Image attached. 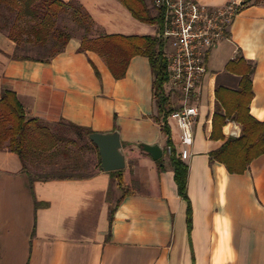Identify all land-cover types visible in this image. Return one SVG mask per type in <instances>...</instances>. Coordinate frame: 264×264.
Here are the masks:
<instances>
[{
  "label": "crops",
  "instance_id": "crops-1",
  "mask_svg": "<svg viewBox=\"0 0 264 264\" xmlns=\"http://www.w3.org/2000/svg\"><path fill=\"white\" fill-rule=\"evenodd\" d=\"M78 1L105 34L157 33L119 0ZM228 34L209 50L192 154L184 160L176 122L156 120L147 57L134 56L116 79L97 53L79 50L77 36L49 61H38L17 57L16 43L0 29V98L5 89L14 91L26 115L46 124L118 131L124 182L132 189L112 216L122 193L113 171L31 182L18 154L0 149V264H264V154L240 173L209 155L225 141L211 138L215 90L238 88L241 76L227 70L238 56L255 64L250 113L264 120V0L243 6ZM167 92L178 107L179 97ZM164 125L188 165L187 199L178 192ZM232 129L241 133L229 120L225 137ZM144 145H158L163 156L155 160Z\"/></svg>",
  "mask_w": 264,
  "mask_h": 264
},
{
  "label": "trees",
  "instance_id": "trees-1",
  "mask_svg": "<svg viewBox=\"0 0 264 264\" xmlns=\"http://www.w3.org/2000/svg\"><path fill=\"white\" fill-rule=\"evenodd\" d=\"M137 20L156 25L154 35H125L120 33L105 34L94 21L89 12L78 0H0V29L17 45L16 56L23 59L49 61L64 50L67 42L75 35L61 29L59 21L63 17L74 20L83 34L79 36L81 52L93 51L105 62L114 78L125 76L131 59L142 55L149 59L153 75V99L157 108V121L167 118L175 108L171 103V94L166 91L168 80L166 42L161 36L165 21V12L150 5L147 0H119ZM263 0H243L241 8L249 3ZM229 35V34H228ZM78 37V36H77ZM36 48L39 56H30L26 52ZM35 49V50H36ZM96 73H100L94 66ZM227 70L241 76L237 89L217 86L215 90L216 106L212 118L211 138L224 139V143L210 152L212 161L225 164L230 172L245 171L250 163L264 154V120L255 118L250 113V104L254 96L253 75L255 64L242 56L231 60ZM229 120H236L241 125L239 137H225L223 127ZM55 130L38 118H29L17 94L5 89L0 98V149H9L18 154L22 170L31 182L48 179L85 178L95 171L86 172L79 157L67 160L61 165L55 161L61 144H75L76 141L64 138L65 132H72L79 141L92 145L98 153L97 146L90 141L89 134L94 131L73 122L59 121ZM60 126H63L61 128ZM162 130L167 135V146L171 148L170 159L174 167V178L178 192L187 199L188 165L176 156L169 128ZM64 131V132H63ZM45 160V161H41ZM43 162V163H42ZM33 166L42 168L41 171ZM46 168H49L50 171ZM97 169L100 166L98 153ZM122 193L111 208V215L118 208L123 198L132 193L124 182L123 169L113 171ZM187 224L192 225V211L189 205Z\"/></svg>",
  "mask_w": 264,
  "mask_h": 264
},
{
  "label": "built area",
  "instance_id": "built-area-1",
  "mask_svg": "<svg viewBox=\"0 0 264 264\" xmlns=\"http://www.w3.org/2000/svg\"><path fill=\"white\" fill-rule=\"evenodd\" d=\"M165 12L161 36L166 42L165 56L170 92L180 105L167 116L176 122L182 145L180 156L187 160L194 143V124L209 50L228 36L229 27L241 10V3L229 0L210 6L198 0H153ZM169 152L171 148L168 147Z\"/></svg>",
  "mask_w": 264,
  "mask_h": 264
},
{
  "label": "rangeland",
  "instance_id": "rangeland-1",
  "mask_svg": "<svg viewBox=\"0 0 264 264\" xmlns=\"http://www.w3.org/2000/svg\"><path fill=\"white\" fill-rule=\"evenodd\" d=\"M61 29H64L67 32H70L71 34L75 36H81L83 34V29H81L80 25H78L74 20H71L70 18L63 17L59 21L58 25ZM36 48L30 50L29 52H26L30 56H39L40 51H38ZM165 88L167 91H170L169 86L165 84ZM53 129L55 130L56 128L59 127V125H53ZM63 128V126H60ZM64 132V131H63ZM64 138L65 140L71 139L73 141H76L75 144H69V143H62L61 144V150L64 152H58L57 156L55 157V161L59 162L61 165L66 164L67 160L72 159L73 157H79L83 164L84 167L82 171L86 172H91V171H96L97 170V164H98V153L97 150L90 144H87L85 146V142L79 141L75 134L72 132H65L64 133ZM45 161V160H41ZM43 163V162H42ZM33 169H37L39 171L42 170V168L33 166ZM50 171L49 168H46Z\"/></svg>",
  "mask_w": 264,
  "mask_h": 264
},
{
  "label": "water",
  "instance_id": "water-1",
  "mask_svg": "<svg viewBox=\"0 0 264 264\" xmlns=\"http://www.w3.org/2000/svg\"><path fill=\"white\" fill-rule=\"evenodd\" d=\"M243 4V2H241ZM230 137H239L238 129L228 130ZM89 139L98 149L100 155V166L105 172L122 170L126 167V156L122 151V141L118 131L93 132L89 134ZM144 149L149 152L155 160L163 156V151L158 145H144Z\"/></svg>",
  "mask_w": 264,
  "mask_h": 264
}]
</instances>
